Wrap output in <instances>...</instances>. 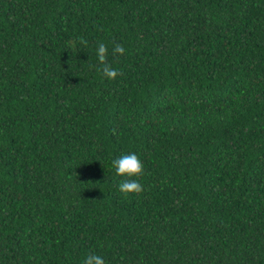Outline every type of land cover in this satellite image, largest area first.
I'll return each instance as SVG.
<instances>
[{"label":"trees","instance_id":"obj_1","mask_svg":"<svg viewBox=\"0 0 264 264\" xmlns=\"http://www.w3.org/2000/svg\"><path fill=\"white\" fill-rule=\"evenodd\" d=\"M89 253L264 264V0H0V264Z\"/></svg>","mask_w":264,"mask_h":264},{"label":"clouds","instance_id":"obj_2","mask_svg":"<svg viewBox=\"0 0 264 264\" xmlns=\"http://www.w3.org/2000/svg\"><path fill=\"white\" fill-rule=\"evenodd\" d=\"M82 43H87L82 41ZM125 49L122 45L116 44L112 49V55H123ZM96 58L102 66L98 71L101 75L109 80L115 79L119 72L107 63L108 47L104 43H100L96 49ZM111 167L114 170L115 177L120 178L118 181V190L125 197L132 194H140L144 189L139 182V177L142 176L144 165L140 158L134 152L122 154L111 161ZM83 264H105L102 256L94 253H89L85 256Z\"/></svg>","mask_w":264,"mask_h":264}]
</instances>
